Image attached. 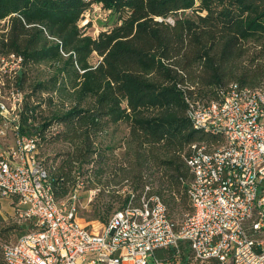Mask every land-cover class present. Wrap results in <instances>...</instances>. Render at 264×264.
Here are the masks:
<instances>
[{
	"label": "trees",
	"instance_id": "1",
	"mask_svg": "<svg viewBox=\"0 0 264 264\" xmlns=\"http://www.w3.org/2000/svg\"><path fill=\"white\" fill-rule=\"evenodd\" d=\"M92 3L117 20L97 36L80 25ZM1 21L0 59L21 58L6 79L22 93L14 124L37 147L64 145L42 163L57 200L81 176L98 188L86 221L78 217L92 233L127 204L130 193L116 188L123 181L135 203L149 180L169 217L190 211L184 180L192 175L183 157L191 144L210 146L217 137L193 127L185 93L207 101L231 82L264 85V0H0ZM40 65L46 73L33 74ZM54 97L59 104L45 113L42 103ZM120 123L128 132L119 154L113 129ZM12 231L28 230L3 226L0 236Z\"/></svg>",
	"mask_w": 264,
	"mask_h": 264
},
{
	"label": "built area",
	"instance_id": "2",
	"mask_svg": "<svg viewBox=\"0 0 264 264\" xmlns=\"http://www.w3.org/2000/svg\"><path fill=\"white\" fill-rule=\"evenodd\" d=\"M8 58L19 67L20 57ZM10 94L11 110L0 100L4 120L22 101L21 92ZM185 100L193 127L217 137L210 146L191 144L183 157L192 175L184 180L190 211L169 217L147 180L137 203L128 189L127 204L95 233L78 218L83 181L57 200L36 138L21 136L14 124L17 148L0 151V199L16 196L31 229L0 243L4 264H264V85L231 82L218 99L185 93ZM159 248L169 253L159 258Z\"/></svg>",
	"mask_w": 264,
	"mask_h": 264
},
{
	"label": "rangeland",
	"instance_id": "3",
	"mask_svg": "<svg viewBox=\"0 0 264 264\" xmlns=\"http://www.w3.org/2000/svg\"><path fill=\"white\" fill-rule=\"evenodd\" d=\"M116 16L112 14L110 11L104 9L101 5L92 3L88 10L85 12L84 16L82 17L80 21V25H85L86 27L83 29L84 32L87 34H91L92 36H97L98 32L101 29H107L114 25L116 22ZM4 21H1L0 28L4 26ZM98 56L96 54H92L90 57L91 63H95L98 61ZM16 66L14 62L10 59H0V100H2L5 105L11 110L13 107V98L10 94V91L12 87H7L6 79L10 78L11 75L15 72ZM46 67L44 65L37 66L36 68H33V74H39L43 75L46 73ZM43 96H46V93H44ZM55 96V95H54ZM55 104H59L58 99L56 97L53 98L52 103H49L48 100L46 102L42 103V107L45 110V113H48L50 109H52ZM21 107V104L18 108H16L13 111H9L10 114L7 115V118L1 119L0 118V125L4 124L6 125L5 128V134L3 136H0V151L2 152H9L11 150V147L17 148L18 144L16 143V138L13 131L14 123L18 120V109ZM57 124H52L49 133H53L58 130ZM112 130V129H111ZM114 141L116 144H119L122 141V144H120L116 149L115 153H121L125 149V142L123 141V137L127 134L128 129L123 124L120 123L117 126L114 127ZM64 149V145L61 142H48L41 143V145L37 149V156L41 163H44V161L47 158H52L55 153H58ZM81 180H83V177H80ZM79 180V179H78ZM120 194H124L129 189L128 184L123 181V183L116 186ZM94 191V193H92ZM98 192V188L96 187H88L84 186L83 189L80 191V204L78 208V217H82V221H86L85 217L86 214L90 211L91 202L95 200L96 194ZM89 194H92V199L88 201ZM12 203H7L5 201V198L0 200V228L5 226H11L13 224L21 225L23 227V230H29L31 229V222L29 220H26L19 216V212L21 210V205L18 204V199L16 196H13ZM6 200H9L6 199ZM114 208L118 206V204H113ZM80 221V219H79ZM20 236V233L18 231H12L10 236L5 239L4 237L0 236V243L3 242H10L16 240ZM1 252H0V260H1Z\"/></svg>",
	"mask_w": 264,
	"mask_h": 264
},
{
	"label": "crops",
	"instance_id": "4",
	"mask_svg": "<svg viewBox=\"0 0 264 264\" xmlns=\"http://www.w3.org/2000/svg\"><path fill=\"white\" fill-rule=\"evenodd\" d=\"M11 198H13V197H10L9 200H6V199H8V198H5V201H6L7 203H10V204H11V203H12V199H11ZM0 200H2V199H0Z\"/></svg>",
	"mask_w": 264,
	"mask_h": 264
}]
</instances>
